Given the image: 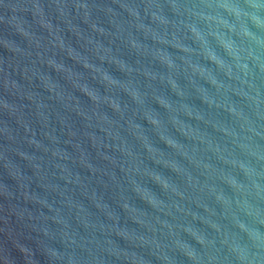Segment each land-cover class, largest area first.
Returning <instances> with one entry per match:
<instances>
[{"label":"water","instance_id":"1","mask_svg":"<svg viewBox=\"0 0 264 264\" xmlns=\"http://www.w3.org/2000/svg\"><path fill=\"white\" fill-rule=\"evenodd\" d=\"M0 264H264V0H0Z\"/></svg>","mask_w":264,"mask_h":264}]
</instances>
